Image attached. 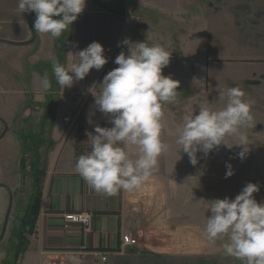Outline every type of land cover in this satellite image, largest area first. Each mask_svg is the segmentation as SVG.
<instances>
[{"label": "crops", "instance_id": "obj_1", "mask_svg": "<svg viewBox=\"0 0 264 264\" xmlns=\"http://www.w3.org/2000/svg\"><path fill=\"white\" fill-rule=\"evenodd\" d=\"M18 3L11 7L8 1L1 0L0 17L14 19L15 15L19 16ZM23 14L27 18L26 12ZM33 15L35 20V13ZM218 20L225 21L226 27L233 30L230 34L242 33L255 38L251 42L260 44L251 51L264 53V0H87L84 12L58 39L37 33L32 40L29 32L19 38H9L16 39L14 43H28L21 46L30 47L22 50L31 48L27 53H33L30 57L39 62V66L45 62L42 58L50 62L51 66L46 65L48 77L50 81L54 78V82L51 81L52 87L47 92L41 87L46 71L41 73L39 68L29 64L20 68L19 78L25 92L35 99L36 95H41L37 102L34 98L32 101L41 106L56 96L58 102L54 104L61 108L60 96H81V101H85L82 125L87 133L96 126L112 127L96 110L93 95L99 93L98 85L103 77L118 67L115 58L121 51L127 54L128 48L121 44L124 39L164 47L171 56L163 75L171 76L180 84L175 101L163 110L161 136L177 156L169 164L168 151L163 153L158 158V170L138 189H118L109 195L91 188L75 171L74 143L67 141L60 147L63 125L54 124L52 137L48 139L52 148L47 158L42 156L35 161L41 178L40 211L32 234H25V246L18 255L17 264H67L62 261L64 252L82 253L80 264H219V259L226 264H245L221 251L225 254L223 257L217 247L206 240L204 230L210 215L206 193L186 188L185 171L181 169L184 162L179 158L181 148L176 143V130L186 120L184 95H202V62L194 57L187 59V53L206 46L202 42V23H209L212 30ZM94 41L104 47L108 63L100 71L91 70L71 89L63 90L53 75V61L68 67L76 61L68 53L82 50ZM261 54L242 64L251 69L245 75L251 85L246 95H252L247 98L255 101L258 112L264 116L261 112L264 110V60L258 58L263 57ZM6 71L11 73L12 69L7 66ZM192 84L194 88L190 87ZM93 86L96 88L90 90ZM13 110H16L15 116L21 111L24 117L29 116V109ZM4 130L2 123L0 135ZM44 139L40 137L38 142ZM127 150L132 159L137 158L134 147ZM42 151L45 153V149ZM199 163H202L201 158ZM257 174L264 180V172ZM200 176L194 179L199 180ZM68 212L90 213L89 232L83 233L77 226L64 229L62 215ZM124 235L131 236L137 243L123 245L121 237ZM99 254L105 255V262H101Z\"/></svg>", "mask_w": 264, "mask_h": 264}, {"label": "clouds", "instance_id": "obj_2", "mask_svg": "<svg viewBox=\"0 0 264 264\" xmlns=\"http://www.w3.org/2000/svg\"><path fill=\"white\" fill-rule=\"evenodd\" d=\"M86 3L87 0H19L18 9L21 13H35L36 33L58 39L77 21ZM121 44L128 52L121 51L115 58L118 67L103 77L98 94L90 91L96 86L89 90L96 110L112 127L96 126V134H89L91 151L79 156L75 164V171L91 188L109 195L118 189H138L158 170V158L169 150V145L161 138L163 110L175 101L180 87L179 81L163 75L171 56L164 47L134 43L127 38ZM104 53V47L94 41L82 50L69 52L76 61L68 67L53 61L56 82L63 90L71 89L91 70L104 68L108 63ZM41 87L44 92L52 87L47 73L41 78ZM245 97L239 87L229 88L219 97L225 103L222 109L202 107L198 114L188 117L177 128L176 143L181 148L180 153L186 154L193 166L199 162L198 153L206 159L221 145L227 147V137L238 140L236 146L241 149L238 158L243 161L247 157L250 147L246 130L253 127V101ZM133 147L136 159H132L127 150ZM225 167L227 179L234 175V170L230 163ZM259 190L257 184L247 183L235 198L206 202L210 215L205 238L215 243L226 237L225 254L245 264H264V202L258 203L254 197Z\"/></svg>", "mask_w": 264, "mask_h": 264}, {"label": "rangeland", "instance_id": "obj_3", "mask_svg": "<svg viewBox=\"0 0 264 264\" xmlns=\"http://www.w3.org/2000/svg\"><path fill=\"white\" fill-rule=\"evenodd\" d=\"M6 1L11 7H15L16 2H19V0ZM34 21L31 18L30 27L26 16L21 15V12L19 16L18 14L15 15L14 19H9L5 15L1 16L0 41L14 43L13 40L16 39L10 40V37L19 38L27 32L30 33L33 40L37 34L33 28ZM231 31L233 30L226 27L225 21L218 20L215 22L212 30L209 29V23H202V42L206 43V46L202 45L200 49L196 47L190 50V54L187 53V59L194 57L197 61L201 60L202 62V95H193V93L184 95L187 107L186 119L198 114L202 107L211 106L214 110L222 109L225 103L219 97L223 96L229 88L239 87L245 94L249 91L251 85L245 75L251 69L244 68L242 63H246L250 58H255L261 54L251 51L252 48L259 47L260 43L251 42L255 38L249 35L242 33L233 35L229 33ZM238 31L241 32V30ZM26 47L30 46H16L0 42V123H4V128H6L4 136L0 139V185H2L0 187V237L10 200L9 196L12 199L8 224L5 234L0 240V264H17L18 251L25 246V233L28 230H22L20 219L24 216L30 202V193L35 194L39 191L41 178H39V171L35 169L37 168L35 161L36 158H42V156L47 158L52 148L48 139L52 137L54 124L58 123L61 126L63 118L66 117L72 118V120L76 119L75 127L68 134L63 126V135L59 144L60 147L62 144L64 147L67 141H72L75 145L77 138H81L78 134V128L83 123L82 110L85 101L84 99L81 101V96L74 95L71 97L72 99L66 96L61 98L60 96V107H62L58 108L54 104V102H58L56 96L53 97L54 99H47L43 105L39 106L32 101L35 96L25 92L19 78L21 66L26 64L36 66L41 73L46 71L47 74L49 73L47 66H51L50 62L47 63L48 60L44 58H42L45 61L44 64L39 66V62H34L30 57L33 53H27L31 48L26 51L22 50ZM24 52L26 54H23ZM258 58L263 61L264 55ZM7 66L12 69L11 73H7ZM51 81L53 83L54 78ZM190 87L194 88V84ZM12 92L18 93L14 95ZM195 96H197L196 99ZM250 96L252 95H246L245 98L248 99ZM40 97L41 95H36L35 102ZM28 98L31 100H27ZM250 100L253 101L251 107L253 127L246 130L250 152L243 161L237 156L241 149L236 146L238 140L234 137L225 139L228 148L221 145L206 159L202 153H198V160L201 158L202 163L198 162L196 166L190 163L186 154L181 152L179 155L181 162H184L181 163V169L185 171V180L183 181L187 184L186 188L189 190L201 189V192L206 193V202L224 199L225 197L235 198L247 183H254L259 186L260 190L254 194V197L258 203L264 202V180L259 178L257 174L264 172V116L258 112L255 101ZM19 107L21 110L29 109V116L24 117L22 111L19 112L18 116H15L14 111L16 110L13 109ZM261 112L264 113V110L261 109ZM2 123L0 124V131H2ZM89 134L90 132H86L84 135L86 143L80 144L86 150L84 155H87L92 149V138ZM91 134L95 135L96 133L93 130ZM43 136L45 139L38 142V139ZM43 149H45V153H43ZM168 154L170 164L174 156H177V152H173L169 148ZM227 163L232 165L234 175L226 179L227 169L225 165ZM200 174L202 175L200 176ZM195 176H200V179L195 180ZM226 241L227 238L225 237L212 243L223 257L225 254L221 251H224L223 244ZM219 264H226V261L219 259Z\"/></svg>", "mask_w": 264, "mask_h": 264}, {"label": "built area", "instance_id": "obj_4", "mask_svg": "<svg viewBox=\"0 0 264 264\" xmlns=\"http://www.w3.org/2000/svg\"><path fill=\"white\" fill-rule=\"evenodd\" d=\"M75 120H72V118H63L62 124L64 126V130H66V133L68 134L73 127H75ZM91 214L87 212H68L64 213L62 215L63 219V228L69 229L71 226H77L79 227L83 233L89 232L90 224H91ZM121 241L123 245H135L137 242L135 239H133L129 235H124L121 237ZM101 262L106 261V257L103 254H99ZM80 258L83 257L82 253L79 252H64L62 253V261L65 263H74L79 261Z\"/></svg>", "mask_w": 264, "mask_h": 264}, {"label": "trees", "instance_id": "obj_5", "mask_svg": "<svg viewBox=\"0 0 264 264\" xmlns=\"http://www.w3.org/2000/svg\"><path fill=\"white\" fill-rule=\"evenodd\" d=\"M30 14H31V17L33 18L34 12ZM82 126L83 125L79 126V128L77 126L78 134L81 136V138L79 139L77 138V141L75 142V145H74V165L76 164V161L79 158V156L84 155V153L86 152L85 148H83V145L80 146V144L86 143L85 142L86 138L84 137L86 130ZM101 127H108V126L102 125ZM40 198H41L40 191H37L35 194L33 193L30 197V202L27 206L26 212L20 221L22 230L23 231H25L26 229L28 230V232L25 234L31 235L34 230L36 219L40 211ZM21 242L23 244V240ZM21 252L22 250H19L18 255Z\"/></svg>", "mask_w": 264, "mask_h": 264}, {"label": "water", "instance_id": "obj_6", "mask_svg": "<svg viewBox=\"0 0 264 264\" xmlns=\"http://www.w3.org/2000/svg\"><path fill=\"white\" fill-rule=\"evenodd\" d=\"M26 14H27L28 23H29V25L31 27L30 13L26 12ZM0 42L6 43V44H11V45H16V46H21V45L28 44V43H25V44L12 43V42H7V41H0ZM5 132H6V128H5L4 132L2 133V135H0V139L4 136ZM0 187H2V185H0ZM9 197H10V200H9L8 208H7V211H6V214H5V219H4V223H3V227H2V233H1L0 240L3 238V236L5 234V230H6V227H7V224H8V219H9V215H10V211H11L12 199H11V196H9Z\"/></svg>", "mask_w": 264, "mask_h": 264}]
</instances>
